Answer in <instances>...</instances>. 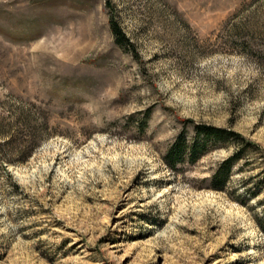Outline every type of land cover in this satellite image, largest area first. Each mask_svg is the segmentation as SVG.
I'll return each instance as SVG.
<instances>
[{
	"label": "rangeland",
	"instance_id": "1",
	"mask_svg": "<svg viewBox=\"0 0 264 264\" xmlns=\"http://www.w3.org/2000/svg\"><path fill=\"white\" fill-rule=\"evenodd\" d=\"M0 264H264V0H0Z\"/></svg>",
	"mask_w": 264,
	"mask_h": 264
},
{
	"label": "trees",
	"instance_id": "2",
	"mask_svg": "<svg viewBox=\"0 0 264 264\" xmlns=\"http://www.w3.org/2000/svg\"><path fill=\"white\" fill-rule=\"evenodd\" d=\"M110 28L118 45L131 47L129 40L126 38L124 32L116 22L111 20ZM232 137L237 139L239 138V136L233 132L209 126L197 127L195 131V136L189 144H187L186 136H184V134H181L167 154V166L173 169L175 167L176 161L182 160V157L184 155L189 161L194 162L204 153L208 143H220ZM237 158L238 153L225 160L219 166V168L209 179L210 189L215 191H221L223 189L230 175L231 168L236 162Z\"/></svg>",
	"mask_w": 264,
	"mask_h": 264
}]
</instances>
